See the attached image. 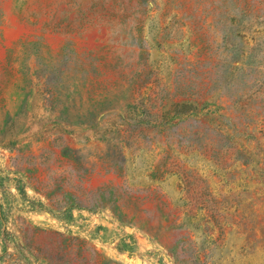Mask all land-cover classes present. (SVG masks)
Returning a JSON list of instances; mask_svg holds the SVG:
<instances>
[{
  "label": "rangeland",
  "instance_id": "rangeland-1",
  "mask_svg": "<svg viewBox=\"0 0 264 264\" xmlns=\"http://www.w3.org/2000/svg\"><path fill=\"white\" fill-rule=\"evenodd\" d=\"M0 264H264V0H0Z\"/></svg>",
  "mask_w": 264,
  "mask_h": 264
}]
</instances>
